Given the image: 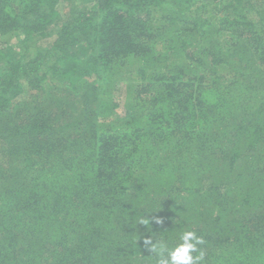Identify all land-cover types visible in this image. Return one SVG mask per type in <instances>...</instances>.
I'll list each match as a JSON object with an SVG mask.
<instances>
[{
	"label": "trees",
	"instance_id": "obj_1",
	"mask_svg": "<svg viewBox=\"0 0 264 264\" xmlns=\"http://www.w3.org/2000/svg\"><path fill=\"white\" fill-rule=\"evenodd\" d=\"M188 230L264 264V0H0V264Z\"/></svg>",
	"mask_w": 264,
	"mask_h": 264
},
{
	"label": "clouds",
	"instance_id": "obj_2",
	"mask_svg": "<svg viewBox=\"0 0 264 264\" xmlns=\"http://www.w3.org/2000/svg\"><path fill=\"white\" fill-rule=\"evenodd\" d=\"M140 224L147 226L149 220L142 219ZM143 244L147 251L153 254L155 264H200L204 257V253L198 246L205 244V239L191 230L183 231L179 242L171 248L164 241L154 240L152 235L143 237ZM195 253L198 254L194 255Z\"/></svg>",
	"mask_w": 264,
	"mask_h": 264
},
{
	"label": "rangeland",
	"instance_id": "obj_3",
	"mask_svg": "<svg viewBox=\"0 0 264 264\" xmlns=\"http://www.w3.org/2000/svg\"><path fill=\"white\" fill-rule=\"evenodd\" d=\"M12 40H13V39H12ZM12 40H11V41H12ZM13 41H14V40H13ZM15 42H16V41H14V43H15ZM39 44H40V43H39ZM31 49H32L31 52H33V47H32Z\"/></svg>",
	"mask_w": 264,
	"mask_h": 264
}]
</instances>
